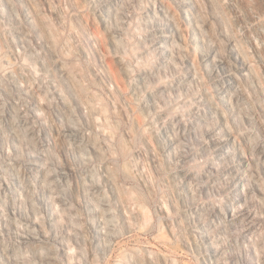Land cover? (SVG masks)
<instances>
[{"label":"clouds","instance_id":"clouds-1","mask_svg":"<svg viewBox=\"0 0 264 264\" xmlns=\"http://www.w3.org/2000/svg\"><path fill=\"white\" fill-rule=\"evenodd\" d=\"M0 264H264V0H0Z\"/></svg>","mask_w":264,"mask_h":264}]
</instances>
